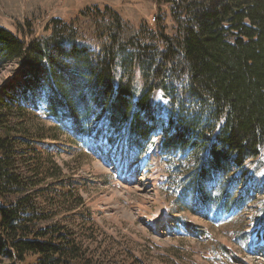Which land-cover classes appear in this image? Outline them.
<instances>
[{
	"label": "trees",
	"instance_id": "16d2710c",
	"mask_svg": "<svg viewBox=\"0 0 264 264\" xmlns=\"http://www.w3.org/2000/svg\"><path fill=\"white\" fill-rule=\"evenodd\" d=\"M157 10L155 29L97 5L50 20L47 36L0 26V67L16 63L23 80L0 87V264L88 263L57 220L83 199L41 187L64 184L61 171L46 168L38 141L20 137L26 131L10 120L25 104L128 166L146 162L161 135L160 190L180 213L219 223L264 197V0H159ZM157 92L165 112L153 102ZM257 216L252 234L264 244V201Z\"/></svg>",
	"mask_w": 264,
	"mask_h": 264
},
{
	"label": "rangeland",
	"instance_id": "374dc122",
	"mask_svg": "<svg viewBox=\"0 0 264 264\" xmlns=\"http://www.w3.org/2000/svg\"><path fill=\"white\" fill-rule=\"evenodd\" d=\"M158 1L0 0V26L20 37L21 29V33L33 31L36 36H47L44 28L50 20L69 21L85 7L97 5L113 8L134 28L147 22L155 29ZM169 7L163 3L160 14L167 33L173 35L175 24ZM21 79L16 63L0 67V87L8 82L16 86ZM153 102L165 112L167 101L161 92L155 93ZM24 107L23 115L10 117L13 126L26 131L20 137L38 141L35 147L42 159L54 165L44 166L59 168L64 183L51 179L41 187L53 184L57 193L74 191L83 199V207L71 214L60 212L57 220L76 234L86 264H264V244L257 243L252 234L263 196L256 195L253 205L219 223L180 213L160 190L165 180L161 135L154 140L146 162L128 166L122 163L123 157L90 150L85 141L78 143L71 135L57 131L54 122L41 112L31 110L28 104ZM46 196L55 194L48 190ZM36 261L28 257L23 264Z\"/></svg>",
	"mask_w": 264,
	"mask_h": 264
}]
</instances>
